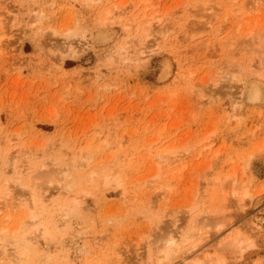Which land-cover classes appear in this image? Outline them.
Here are the masks:
<instances>
[{
  "label": "rangeland",
  "instance_id": "obj_1",
  "mask_svg": "<svg viewBox=\"0 0 264 264\" xmlns=\"http://www.w3.org/2000/svg\"><path fill=\"white\" fill-rule=\"evenodd\" d=\"M259 218L264 0H0V264H264Z\"/></svg>",
  "mask_w": 264,
  "mask_h": 264
},
{
  "label": "bare ground",
  "instance_id": "obj_2",
  "mask_svg": "<svg viewBox=\"0 0 264 264\" xmlns=\"http://www.w3.org/2000/svg\"><path fill=\"white\" fill-rule=\"evenodd\" d=\"M152 20V19H151ZM86 33V32H85ZM83 37H84V35H83ZM87 38H88V36H86ZM85 38V37H84ZM94 40L95 41H97V42H104V41H108L109 40V38H110V36H109V34L107 33V32H105V31H97V33H95L94 34ZM167 75H168V67H165V69H163V71H162V74H161V76H160V79L161 80H165L166 78H167ZM238 80V79H237ZM237 80H235V84H237L238 82H237ZM234 81V80H233ZM239 83H241V81L239 82ZM238 83V84H239ZM237 84V85H238ZM240 85V84H239ZM238 85V86H239ZM248 86H247V100H248V102L250 101L251 103H257L258 101H260V99H261V97H262V92H261V89H260V87L257 85V84H255V83H249V84H247ZM243 86V84H241V86L240 87H242ZM240 87H238L240 90H241V88ZM238 89V90H239ZM240 93V92H239ZM169 153H173V152H170L169 151ZM174 153H176V152H174ZM173 153V154H174ZM5 163V162H4ZM66 174H67V172H65ZM63 175H65V174H62V175H60V176H63ZM63 178V177H62ZM217 180V179H216ZM226 180V179H225ZM55 181V180H54ZM231 181H232V179H231ZM214 182V181H213ZM60 183L62 184V182H59V185H60ZM230 183V182H229ZM51 184V183H50ZM214 185H220V186H223V183H220V180H217V181H215V184ZM230 189H231V187H230ZM230 192V191H229ZM232 192V191H231ZM230 192V193H231ZM234 192L235 191H233V194H234ZM245 196H247V195H245ZM258 216V215H257ZM263 219V218H262ZM261 218H259L258 220H259V223H263L264 224V221L262 220ZM254 223V222H253ZM258 222L256 221V223L255 224H257ZM258 223V224H259ZM255 224H254V226H255ZM225 227V226H224ZM255 227H258V229H260L261 227H259L258 225H256ZM192 235V234H191ZM190 235V236H191ZM194 235V234H193ZM239 235V234H238ZM241 236V235H240ZM239 236V237H240ZM23 237V236H22ZM192 237V236H191ZM28 238V237H27ZM161 238H165V236H163V237H161ZM186 238H188V237H186ZM185 238V239H186ZM190 238V237H189ZM193 238V237H192ZM192 238H190V240L192 239ZM24 239H26V236H24ZM234 239H236V240H234ZM244 239V238H243ZM243 239L241 240V239H239V238H237V236L235 237V238H233V239H231L230 240V242L229 243H233L232 244V246L233 245H237L238 243H241L240 241H243ZM23 240V239H22ZM163 240V239H162ZM188 240V239H187ZM187 240H186V242H187ZM234 240V241H233ZM173 241H174V238L172 239L171 238V236L169 235V233H168V236H167V238H166V242H165V245L167 244V246H168V248H169V245L170 244H173ZM175 241H176V239H175ZM159 242V241H158ZM235 242V243H234ZM245 241H243L242 243H244ZM163 243V242H162ZM169 244V245H168ZM164 245V244H163ZM162 245V246H163ZM176 245V244H175ZM224 245V244H223ZM228 245V244H227ZM227 245H225V247L227 246ZM243 245V244H242ZM236 247V246H235ZM238 247V246H237ZM236 247V248H237ZM194 248H196L195 246L193 247V250H194ZM164 251V250H163ZM206 252V251H205ZM195 254V253H194ZM201 255V254H200ZM176 256V255H175ZM196 256H198V258H199V255L198 254H195V255H193V254H190L188 257V260H186L185 261V264L187 263V264H200L201 262L200 261H198L199 259L201 260V257L199 258V259H195L196 258ZM159 262L160 263H158V264H161L162 263V260L165 262V263H167V262H170L171 260H172V255H171V251L169 250V251H165V252H162V254H161V256L159 257ZM211 260V259H210ZM188 261V262H187ZM207 261V260H206ZM213 261V260H212ZM217 261H219V260H217ZM219 262H221V263H219ZM217 264H225L224 262L222 263V260H220ZM171 263V262H170ZM206 263V262H205Z\"/></svg>",
  "mask_w": 264,
  "mask_h": 264
}]
</instances>
